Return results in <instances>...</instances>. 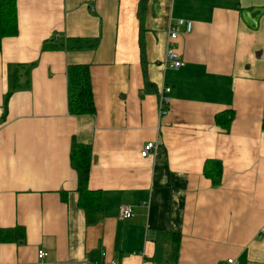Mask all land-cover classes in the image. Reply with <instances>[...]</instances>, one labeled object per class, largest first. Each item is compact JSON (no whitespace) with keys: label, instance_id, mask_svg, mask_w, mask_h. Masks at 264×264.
<instances>
[{"label":"crops","instance_id":"obj_1","mask_svg":"<svg viewBox=\"0 0 264 264\" xmlns=\"http://www.w3.org/2000/svg\"><path fill=\"white\" fill-rule=\"evenodd\" d=\"M16 7L17 34L0 51V226L25 238L0 243V264H264V0ZM177 18L193 28L173 43L174 68L163 60ZM85 39L93 45H68ZM51 41L63 46L45 49ZM70 64L89 66L93 115L68 113ZM11 80L19 87L6 100ZM162 86L171 99L159 115ZM227 110L225 130L215 115ZM73 137L92 149L94 224L77 205ZM148 141L155 151L142 157ZM206 159L222 162L217 184ZM120 205L133 216L120 218Z\"/></svg>","mask_w":264,"mask_h":264},{"label":"trees","instance_id":"obj_2","mask_svg":"<svg viewBox=\"0 0 264 264\" xmlns=\"http://www.w3.org/2000/svg\"><path fill=\"white\" fill-rule=\"evenodd\" d=\"M17 7L16 0H0V51L2 40L5 37L17 34ZM56 39V38H55ZM95 40V39H94ZM76 47L92 46V39L78 40ZM63 46L62 43L51 41L45 43V49H54ZM67 109L73 116L93 115L95 104L91 87L89 66L87 64H70L66 71ZM19 87L18 81L11 80L6 100L14 89ZM234 117L232 110L223 111L215 115V123L228 130ZM264 131V119L262 120ZM70 165L76 173L77 205L84 213L85 223H96L102 211V191L91 190L88 187L92 149L89 144L79 142L72 138L69 151ZM203 175L210 179L212 184H217L222 176V162L218 159H206L203 163ZM61 194L66 195L65 191ZM25 238V230L21 226L1 227L0 243L17 242Z\"/></svg>","mask_w":264,"mask_h":264},{"label":"built area","instance_id":"obj_3","mask_svg":"<svg viewBox=\"0 0 264 264\" xmlns=\"http://www.w3.org/2000/svg\"><path fill=\"white\" fill-rule=\"evenodd\" d=\"M193 28V21L187 18H177L174 23H171L168 27V38H167V47L165 50L164 56V65L170 67L179 68L183 65V61L180 55L173 48V43L178 37L180 31L184 33H189ZM171 99V88L169 86H162L160 89V95L158 99V114L162 115L167 110V105ZM156 144L154 141L146 142L140 154L142 157H146L150 152H154ZM133 216L132 208L129 205H120L119 207V217L122 219H128ZM46 252L40 250L38 252V259L45 257ZM108 264H117L114 261H110ZM225 264H236L235 258H227Z\"/></svg>","mask_w":264,"mask_h":264},{"label":"water","instance_id":"obj_4","mask_svg":"<svg viewBox=\"0 0 264 264\" xmlns=\"http://www.w3.org/2000/svg\"><path fill=\"white\" fill-rule=\"evenodd\" d=\"M262 12H264V7L263 8H260V9H258V13H262ZM251 23H249V24H256V23H254L255 21H250Z\"/></svg>","mask_w":264,"mask_h":264},{"label":"rangeland","instance_id":"obj_5","mask_svg":"<svg viewBox=\"0 0 264 264\" xmlns=\"http://www.w3.org/2000/svg\"><path fill=\"white\" fill-rule=\"evenodd\" d=\"M164 61V60H163Z\"/></svg>","mask_w":264,"mask_h":264}]
</instances>
